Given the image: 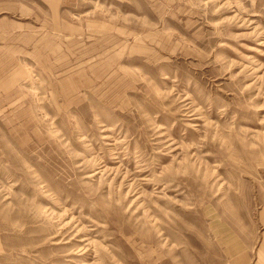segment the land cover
<instances>
[{"label":"rangeland","instance_id":"1","mask_svg":"<svg viewBox=\"0 0 264 264\" xmlns=\"http://www.w3.org/2000/svg\"><path fill=\"white\" fill-rule=\"evenodd\" d=\"M0 264H264V0H0Z\"/></svg>","mask_w":264,"mask_h":264}]
</instances>
